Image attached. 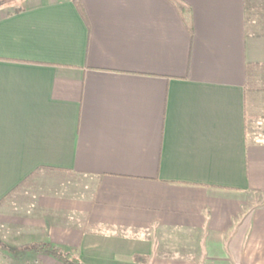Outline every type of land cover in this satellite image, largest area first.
I'll list each match as a JSON object with an SVG mask.
<instances>
[{
    "label": "crops",
    "instance_id": "0c3cea01",
    "mask_svg": "<svg viewBox=\"0 0 264 264\" xmlns=\"http://www.w3.org/2000/svg\"><path fill=\"white\" fill-rule=\"evenodd\" d=\"M81 1L0 14V252L264 264V0Z\"/></svg>",
    "mask_w": 264,
    "mask_h": 264
},
{
    "label": "trees",
    "instance_id": "16d2710c",
    "mask_svg": "<svg viewBox=\"0 0 264 264\" xmlns=\"http://www.w3.org/2000/svg\"><path fill=\"white\" fill-rule=\"evenodd\" d=\"M8 0H0V6L7 2ZM170 1L175 9L178 11L181 19L185 23L188 31L191 33L192 32V21H191V8L190 6L184 2L183 0H168ZM73 4L75 5L77 11L81 15V17L84 19V21L87 23L86 19V13H85V8L83 6V3L81 0H72ZM20 10V7L14 8V13L18 12ZM11 13V12H10ZM249 128V122H247V129ZM26 248H34L37 250H42L46 249L47 245L46 244H31L27 246ZM8 250V249H7ZM49 251L53 254V256L57 259H59L62 263L64 264H83L79 258L78 254L74 250L73 252H62L57 248L56 246H50ZM19 259L16 256L10 255L7 252L1 253L0 252V264H17L16 260ZM135 262H141L144 263L146 262L145 257L141 256H135L133 258Z\"/></svg>",
    "mask_w": 264,
    "mask_h": 264
},
{
    "label": "rangeland",
    "instance_id": "374dc122",
    "mask_svg": "<svg viewBox=\"0 0 264 264\" xmlns=\"http://www.w3.org/2000/svg\"><path fill=\"white\" fill-rule=\"evenodd\" d=\"M21 0H8L7 2L3 3L0 6V14L6 12L7 9L16 8L20 5ZM254 91H248L247 92V105H248V112L249 116L253 114L252 108L255 106V112H257V124L259 127H264V92H260L257 94H254ZM256 104V105H255ZM251 111V112H250ZM253 121L249 120V129L250 125ZM55 257L53 256V259L49 256L39 255V254H32L28 256V259L34 260V259H41L43 263H53ZM57 264H64L59 259Z\"/></svg>",
    "mask_w": 264,
    "mask_h": 264
}]
</instances>
